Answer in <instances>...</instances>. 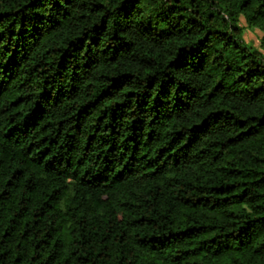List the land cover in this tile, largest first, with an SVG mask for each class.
I'll return each mask as SVG.
<instances>
[{"label":"trees","instance_id":"16d2710c","mask_svg":"<svg viewBox=\"0 0 264 264\" xmlns=\"http://www.w3.org/2000/svg\"><path fill=\"white\" fill-rule=\"evenodd\" d=\"M0 264H264V0H0Z\"/></svg>","mask_w":264,"mask_h":264},{"label":"rangeland","instance_id":"374dc122","mask_svg":"<svg viewBox=\"0 0 264 264\" xmlns=\"http://www.w3.org/2000/svg\"><path fill=\"white\" fill-rule=\"evenodd\" d=\"M240 24L244 26L243 38L251 45L258 47L262 31L257 27L246 26L244 18L240 19Z\"/></svg>","mask_w":264,"mask_h":264}]
</instances>
